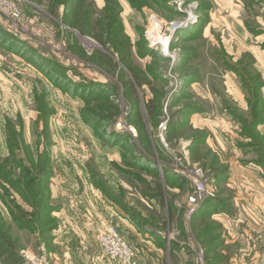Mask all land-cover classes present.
Segmentation results:
<instances>
[{"label":"rangeland","instance_id":"374dc122","mask_svg":"<svg viewBox=\"0 0 264 264\" xmlns=\"http://www.w3.org/2000/svg\"><path fill=\"white\" fill-rule=\"evenodd\" d=\"M11 1L22 16L0 12V31L27 56L0 45V264H122L99 242L120 218L136 231L127 242L145 250L136 264H210L213 236L242 244L256 226L244 198L264 187V0H75L67 13L51 12L58 0ZM248 34L258 58L236 54ZM36 54L53 65L27 60ZM39 67L86 93L70 96ZM227 72L241 100L227 93ZM95 85L103 95L89 94ZM45 162L50 178L38 185ZM94 195L113 217L107 226L87 213ZM210 202L217 221L197 224ZM235 252L220 251L224 264Z\"/></svg>","mask_w":264,"mask_h":264},{"label":"crops","instance_id":"0c3cea01","mask_svg":"<svg viewBox=\"0 0 264 264\" xmlns=\"http://www.w3.org/2000/svg\"><path fill=\"white\" fill-rule=\"evenodd\" d=\"M222 1L223 2H231L233 0H222ZM228 17H231V15H229ZM211 25L212 26H208L207 28L206 27L204 28V33H203L204 37H207L208 33L209 34L214 33V30L216 29V27L213 25V23H211ZM192 35H194V33ZM248 37H250V35ZM246 39H247L246 41H243L242 46H239V48L236 50V54L238 56H241L246 52H251V53H254V55L257 57V55L259 54V52L261 50H258L256 47H254L252 45L251 37L250 38L246 37ZM187 53H188V51H187ZM187 53H186V55H187ZM257 58H256V60H257L256 66H258V67L263 66L260 64L258 65L259 59H257ZM226 74L227 75L225 77L226 80H224L225 81L224 86L226 87L227 93L228 94L230 93L235 99L241 100V97L239 96V94H241V89H240V84H239V81H238L236 75L233 73H230V72H227ZM202 80H204V78ZM192 83H193V85H195V84L197 85V81H192ZM203 117H205L204 112L201 115H197L196 117H194L193 119H195V120H194V122L191 121V123H193L194 126H197L196 122H206V118L204 119ZM206 127H208V126H206ZM218 127H219V131H222V129L220 128L219 125H218ZM216 140H217L216 143L214 142V140H212V142L214 144H217V145H222V143L218 137L216 138ZM252 169L248 170L246 173L249 174V177L252 176L253 173H255V175L257 176V174L259 172L256 173V171H254ZM262 175L264 176L263 172L260 174L261 178L263 177ZM244 177L247 179V175H244ZM262 180H263V184H264V178H262ZM250 186H252V185H250ZM249 190L250 191L252 190L253 195L251 194V195H248L247 198H244L245 199L244 207L247 209V212H249L250 217L252 219H254V223L256 226H254L250 222L249 228H245V230H247L246 232H248V235L242 236V238H243V241H241L242 244L238 243L237 240L229 239V240H225L221 245V244H218L216 242L218 236H213L214 240L209 243L210 246L207 248V252L209 254L208 256L212 260L210 264H224L225 258L220 256V251H224L227 248L231 252L236 251L237 253H239V255L237 254L239 257L235 260L232 259V255H230L229 262L227 261L230 264H264V187H262V188H249ZM255 194H258L259 197L258 198L253 197V196H255ZM94 197L97 200L95 198H92V196L90 197V201L88 203L92 204V206L90 207L91 210H90V208H88L89 210L87 209V213L89 215H92V216H94V215L98 216V219H100V221H103V226H107V224L109 222L107 220H111L113 218L111 216V214L108 212L109 208L107 210V208L104 207L105 204H103L102 201L99 202L96 195H94ZM95 201H98V202H95ZM219 213L220 212H219L218 208L216 207V205H214L212 202H210V203H207L206 205H204L200 209V212L197 213V215H196L195 221L197 224L200 221H206V220L211 221V222L217 221L216 218H218ZM108 217H110V218H108ZM119 220L120 221L116 222V223L118 224L119 229L123 235H125L127 233L126 235L128 236V232L132 233V234L134 232H136L135 229L130 225V223L128 221H126V220L121 221V218ZM208 231H210V230H208ZM205 233H206V230L204 232H202V234H203V235H201L202 238L205 237ZM249 233H251V234H249ZM137 234L139 235L138 232H137ZM126 235H125V237L127 238ZM206 235H210V234L206 233ZM139 236H141V235H139ZM149 240H151V241H149ZM149 240L147 241L148 243L154 244V245H152L153 247H150V249L155 251L160 256V253H163L162 248L156 244L157 242L155 240H152V239H149ZM211 240H212V237H211ZM136 248H138L137 254H139V255H142V253L145 254L144 249L142 250L138 246ZM238 250H239V252H238Z\"/></svg>","mask_w":264,"mask_h":264},{"label":"built area","instance_id":"2783aa9c","mask_svg":"<svg viewBox=\"0 0 264 264\" xmlns=\"http://www.w3.org/2000/svg\"><path fill=\"white\" fill-rule=\"evenodd\" d=\"M0 12L13 20H19L22 16L20 8L11 0H0ZM190 20L191 18L186 20L180 25V27H188L190 25ZM163 46L165 52L168 53V44L164 43ZM201 175L202 174L198 173L196 187L198 189L197 200L203 202L204 199H206L208 192L204 184L201 182ZM195 198L196 197L192 198L191 201L196 202ZM99 242L104 254L110 259L119 260L122 264H136L134 259L137 254V250L129 242H127L118 228L111 227L105 234L100 236Z\"/></svg>","mask_w":264,"mask_h":264},{"label":"trees","instance_id":"16d2710c","mask_svg":"<svg viewBox=\"0 0 264 264\" xmlns=\"http://www.w3.org/2000/svg\"><path fill=\"white\" fill-rule=\"evenodd\" d=\"M59 5H64V7H65V13H67V11L70 9V7L72 6V5H75V0H64V1H62V2H60L59 0L58 1H56V3L53 5V8L51 9V12H55V9L59 6ZM0 35H2V36H0V45L1 46H3V47H7L6 46V44L8 45V39L5 37V35L4 34H1V31H0ZM7 36V35H6ZM10 40H12L11 39V37L9 38ZM10 43V46L9 47H7L9 50H12V51H16L17 52V54L19 55V54H21V55H25V56H27L26 55V53H24V52H21L23 49H25V48H23V47H21L20 46V48H19V43H17V42H9ZM25 56H23V57H25ZM38 57V59H39V61H41V62H43V64H42V66L44 65V64H46V65H53V63H51L50 61L51 60H47L46 59V61H45V59H41L42 57H39V55H35L34 56V58L35 59H27L26 57V59L29 61V62H31V63H33V64H35L38 60L36 59ZM39 70H41V72H43L52 82H53V84L56 86V87H58V88H60V89H62L63 90V92H65V93H69L70 94V96H72V97H75V98H77V97H80V96H82V95H84V93H86V90L85 89H82L81 87H80V89H79V91L78 90H76V91H72V92H70L69 91V87H70V84L68 83V82H66L64 79H63V74H62V72H61V69H60V71H59V73L58 72H55L54 70L53 71H51L50 69H48V70H43V68L41 67H39ZM63 81V82H62ZM99 87H101V88H99ZM104 88H106V86H100V85H95V87H92L90 90H89V94L91 95V93L92 92H94L96 95L97 94H102L103 95V92L104 91H102ZM74 89H76L75 87H74ZM89 95V96H90ZM21 136H20V134H18V136H14V139H13V141H12V143H10L9 144V150H11V149H13V147L17 144V141H19V138H20ZM112 144H113V141H112ZM13 152V151H12ZM14 154H12L11 153V156H13ZM1 162H2V160H1V157H0V183H1V181H3L2 180V178H4V179H6V175H4L3 174V171H2V169H3V164H1ZM17 163V165L19 166V168L20 169H22L21 168V161H17L16 162ZM47 168H48V165H47V163L45 162V167H44V169H43V171H44V176L42 177V178H40L38 181V185L39 184H42L43 182H47V180H49V178H50V174L48 173H46V171H47ZM21 171V173H24V175H25V177H26V179H28V180H30L31 178H32V176H30L31 178H28V173L27 172H25V171H27L25 168H24V170L22 171V170H20ZM36 180V179H35ZM30 181H32V180H30ZM33 182H37V181H32V182H30V183H33ZM160 187V186H159ZM37 189V188H36ZM6 191V190H5ZM7 193H9V191H6ZM160 196H161V194H160ZM6 203V202H5ZM7 204H8V207H12V202H7ZM38 207H41V210H40V212L42 213V214H44L45 212V205L44 204H42L40 201L38 202ZM158 238V237H157ZM159 239V238H158Z\"/></svg>","mask_w":264,"mask_h":264}]
</instances>
